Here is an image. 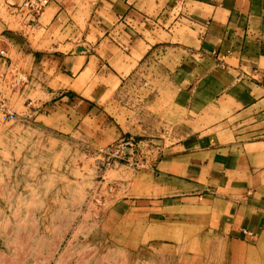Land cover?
Listing matches in <instances>:
<instances>
[{"label": "crops", "instance_id": "obj_1", "mask_svg": "<svg viewBox=\"0 0 264 264\" xmlns=\"http://www.w3.org/2000/svg\"><path fill=\"white\" fill-rule=\"evenodd\" d=\"M10 13L18 26L0 21V47L25 77L12 90L37 95L33 125L95 151L120 130L172 137L118 215L193 219L264 264V0H49L30 26ZM137 75L140 107L121 104Z\"/></svg>", "mask_w": 264, "mask_h": 264}, {"label": "rangeland", "instance_id": "obj_2", "mask_svg": "<svg viewBox=\"0 0 264 264\" xmlns=\"http://www.w3.org/2000/svg\"><path fill=\"white\" fill-rule=\"evenodd\" d=\"M10 11L16 12L0 0V21L17 28ZM10 31L0 35L8 37ZM144 79L137 75L136 83L124 86L118 95L121 104L130 106V99L140 103ZM9 83V77L0 80V100L15 113L8 120L0 112L2 264L252 263L250 253L217 241L221 235L210 227L196 228L193 219L164 225L118 215L116 200L135 194L129 182L140 169L129 166L127 158L112 157L111 150H99L131 138L136 147L128 157L137 161L172 137H136L120 130L116 138H104L97 151L80 141L67 142L63 133L33 125L25 105L37 95L25 96Z\"/></svg>", "mask_w": 264, "mask_h": 264}, {"label": "built area", "instance_id": "obj_3", "mask_svg": "<svg viewBox=\"0 0 264 264\" xmlns=\"http://www.w3.org/2000/svg\"><path fill=\"white\" fill-rule=\"evenodd\" d=\"M48 2L49 0H23L20 5L16 6V10H18L21 13V16L24 17L26 22L25 24L30 26L31 23H33L34 20L40 16ZM0 57L3 58V62L6 64L7 53L4 49L0 50ZM7 77H9L10 80V88H17L25 82V77L23 74L20 73V71L15 66H11V64H6V70L0 72V80L5 81ZM0 112L3 113V115L6 116L8 120L15 118V113L10 111L1 100ZM135 147V142H133L130 138V140L121 139V141L117 144L110 145L106 149L101 148L99 151L101 153H107L109 150H111L112 157L116 159L127 158L129 166H132L136 169L145 168L147 164L145 157L144 159L140 158L137 161H132L131 158L128 157L135 150Z\"/></svg>", "mask_w": 264, "mask_h": 264}]
</instances>
